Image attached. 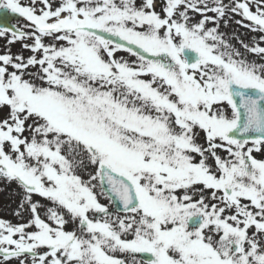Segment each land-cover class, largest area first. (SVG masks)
<instances>
[{
	"label": "snow or ice",
	"instance_id": "1",
	"mask_svg": "<svg viewBox=\"0 0 264 264\" xmlns=\"http://www.w3.org/2000/svg\"><path fill=\"white\" fill-rule=\"evenodd\" d=\"M0 10L30 29L0 37L32 53L0 54V180L29 213L0 219L5 264H264V0ZM229 12L261 33L240 41L254 59L219 31Z\"/></svg>",
	"mask_w": 264,
	"mask_h": 264
},
{
	"label": "rangeland",
	"instance_id": "2",
	"mask_svg": "<svg viewBox=\"0 0 264 264\" xmlns=\"http://www.w3.org/2000/svg\"><path fill=\"white\" fill-rule=\"evenodd\" d=\"M225 4H231L232 0H224ZM163 3V0H155V7L157 12H161V5ZM211 3V0H210ZM56 6L55 4L53 5ZM163 15V13H161ZM190 15L193 17V22L198 21L201 19L199 14L190 13ZM209 16H214V13H207ZM23 19V17H20ZM242 19L239 15L228 13L224 19H221L219 21V31L225 36V38L233 45H235L242 53H244L249 59H254V57L243 49V47L240 44V41H244V43L249 44H255L259 37L261 36V33L259 32H252L250 29L242 27L241 25L237 24L236 21ZM27 21H22L21 24H18L17 27L21 30L30 31V29L25 28V25L27 24ZM245 23H249L245 21ZM209 27L213 26L211 24L208 25ZM27 43H31V41H26ZM46 43L49 42L47 39L45 41ZM22 41H17L16 43L9 44L8 40L5 39V37L0 40V49L5 53L7 50L10 49L11 54L13 55H23L24 57H28L32 55V53L28 50L22 47ZM261 46H264V43L261 44ZM118 56H124L127 58V53H117ZM6 115L5 112H0V118L4 117ZM201 137L203 136V133L200 134ZM200 143H203V140L201 139L199 141ZM221 155L226 156V153H223L221 151ZM254 155L257 156V158H260L259 153H254ZM34 200L38 201L41 204V215L44 216L46 213V210L48 207H52L50 202L44 200L43 198L39 196H34ZM101 203L108 205L110 208V211L114 208V205L112 202L107 198V196H101L100 197ZM21 203V197L19 195L18 188L15 184H8L4 180H0V219H3L5 221L11 222L12 224H20L25 223L29 220V213L25 212L23 209L19 207ZM20 211L22 213V216L18 217L16 215V212ZM118 214V213H115ZM118 215H124V214H118ZM69 230H73L76 226L75 224H69L66 226ZM43 251V250H41ZM127 260V264H133V256L128 255L124 257ZM134 259L136 261V264H142V259L139 256V254H134ZM0 264H5L3 261V258H0ZM7 264H18V261L15 259L7 262Z\"/></svg>",
	"mask_w": 264,
	"mask_h": 264
},
{
	"label": "flooded vegetation",
	"instance_id": "3",
	"mask_svg": "<svg viewBox=\"0 0 264 264\" xmlns=\"http://www.w3.org/2000/svg\"><path fill=\"white\" fill-rule=\"evenodd\" d=\"M22 3L26 4V0H22ZM0 16L3 17V22L11 24H13L18 18L16 14H12L10 11L6 10H0ZM2 38L4 37H0V40H2ZM5 38H9V36H6ZM0 54H3V51L1 49Z\"/></svg>",
	"mask_w": 264,
	"mask_h": 264
},
{
	"label": "water",
	"instance_id": "4",
	"mask_svg": "<svg viewBox=\"0 0 264 264\" xmlns=\"http://www.w3.org/2000/svg\"><path fill=\"white\" fill-rule=\"evenodd\" d=\"M145 257L147 258V256L145 255Z\"/></svg>",
	"mask_w": 264,
	"mask_h": 264
}]
</instances>
